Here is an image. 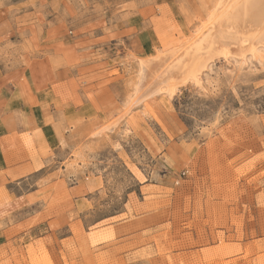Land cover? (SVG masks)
I'll return each mask as SVG.
<instances>
[{"label": "rangeland", "instance_id": "obj_1", "mask_svg": "<svg viewBox=\"0 0 264 264\" xmlns=\"http://www.w3.org/2000/svg\"><path fill=\"white\" fill-rule=\"evenodd\" d=\"M214 1L0 0V264H264V56L131 105Z\"/></svg>", "mask_w": 264, "mask_h": 264}, {"label": "bare ground", "instance_id": "obj_2", "mask_svg": "<svg viewBox=\"0 0 264 264\" xmlns=\"http://www.w3.org/2000/svg\"><path fill=\"white\" fill-rule=\"evenodd\" d=\"M214 2L206 26L201 24L198 33L193 34V43L184 41L175 50L139 60L131 105L141 102L151 105L156 94L170 98L179 87L198 83L200 75L215 59L242 63L264 56V0ZM223 44L226 45L222 47ZM175 71L181 72L183 78L170 77Z\"/></svg>", "mask_w": 264, "mask_h": 264}]
</instances>
